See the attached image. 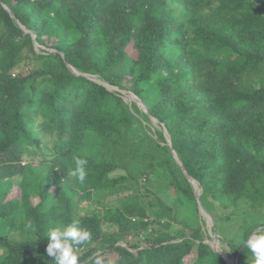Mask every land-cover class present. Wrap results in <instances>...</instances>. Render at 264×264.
<instances>
[{
	"label": "trees",
	"instance_id": "obj_1",
	"mask_svg": "<svg viewBox=\"0 0 264 264\" xmlns=\"http://www.w3.org/2000/svg\"><path fill=\"white\" fill-rule=\"evenodd\" d=\"M151 173L200 194L229 229L222 249L254 264L242 243L264 232V0H0V264H55L47 230L77 221L91 234L80 264H231L204 221L125 191Z\"/></svg>",
	"mask_w": 264,
	"mask_h": 264
},
{
	"label": "rangeland",
	"instance_id": "obj_2",
	"mask_svg": "<svg viewBox=\"0 0 264 264\" xmlns=\"http://www.w3.org/2000/svg\"><path fill=\"white\" fill-rule=\"evenodd\" d=\"M125 97L132 101L136 99V96L129 92L126 93ZM139 105L144 109L142 104ZM144 122L148 125L146 130L150 134H154L153 129L159 127L155 119L151 117L149 121L144 120ZM120 173H124V170H121ZM194 183L193 180V185L197 188ZM125 186H130V190H125L126 192L143 193L144 204L156 215L171 218L181 224L197 225V223L204 221L205 240L216 249L223 250L221 245H226V243L220 239L228 235L229 229L221 224L217 225L213 217L208 215L198 202L196 204L189 202L179 192L171 189L161 175L156 173L145 174L140 181L128 180ZM229 259L232 260L231 254Z\"/></svg>",
	"mask_w": 264,
	"mask_h": 264
},
{
	"label": "clouds",
	"instance_id": "obj_3",
	"mask_svg": "<svg viewBox=\"0 0 264 264\" xmlns=\"http://www.w3.org/2000/svg\"><path fill=\"white\" fill-rule=\"evenodd\" d=\"M88 161L75 158V168L68 175L76 178L81 184L86 180V165ZM78 221L63 228L50 227L47 230L48 239L46 252L53 257L55 264H80L79 257L74 251V246L81 245L91 239V234L78 226ZM247 250L254 257V264H264V232H252L243 241ZM99 264V261H97Z\"/></svg>",
	"mask_w": 264,
	"mask_h": 264
},
{
	"label": "water",
	"instance_id": "obj_4",
	"mask_svg": "<svg viewBox=\"0 0 264 264\" xmlns=\"http://www.w3.org/2000/svg\"><path fill=\"white\" fill-rule=\"evenodd\" d=\"M6 8L9 10L10 14L12 16H14V13L13 11L8 7L6 6ZM34 41H36V39L34 38ZM95 78V77H94ZM130 94H132L131 92H129ZM134 101H136L137 103L139 104H142L143 107H144V110L145 112L149 115V117L152 118V115L149 111V108L148 106L138 97H136V99H134ZM158 129H160L161 131H163L164 135L166 136L167 140H168V144L171 148V151H172V155L173 157L175 158V160L177 161V163L180 165V168L181 170L183 171V173L185 174V176L188 178V180L192 183L193 185V177L191 176V174L186 170L185 166L178 160V156L173 148V143H172V138H171V135L169 134V132L166 130V129H163V128H160L158 127ZM194 187V186H193ZM194 191H195V188H194ZM196 199L200 205V207L206 211L208 213V215H210V213L206 210V208L204 207V204L202 203V201L200 200V194L196 193ZM257 231V230H256ZM255 232V231H254ZM213 249L217 252H219L220 254H222L228 261L229 263L231 264H238V255H239V252L235 255V256H232V260L230 261L228 259L229 257V254L227 252H225L224 250H219V249H216L213 245H212Z\"/></svg>",
	"mask_w": 264,
	"mask_h": 264
},
{
	"label": "bare ground",
	"instance_id": "obj_5",
	"mask_svg": "<svg viewBox=\"0 0 264 264\" xmlns=\"http://www.w3.org/2000/svg\"><path fill=\"white\" fill-rule=\"evenodd\" d=\"M220 250V249H219ZM231 261V260H230Z\"/></svg>",
	"mask_w": 264,
	"mask_h": 264
}]
</instances>
